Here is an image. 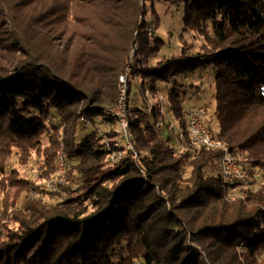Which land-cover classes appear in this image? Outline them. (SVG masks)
Here are the masks:
<instances>
[{"label": "trees", "instance_id": "1", "mask_svg": "<svg viewBox=\"0 0 264 264\" xmlns=\"http://www.w3.org/2000/svg\"><path fill=\"white\" fill-rule=\"evenodd\" d=\"M155 1L0 0V223L12 208L16 224L0 225V264H264V0H164L182 4L179 39L201 42L154 65ZM129 64L143 105L128 98L125 149L111 109ZM203 73L205 124L248 186L224 183L222 151L186 135L185 78ZM13 154L36 158L37 175L9 172ZM59 157L65 180L45 191Z\"/></svg>", "mask_w": 264, "mask_h": 264}, {"label": "rangeland", "instance_id": "2", "mask_svg": "<svg viewBox=\"0 0 264 264\" xmlns=\"http://www.w3.org/2000/svg\"><path fill=\"white\" fill-rule=\"evenodd\" d=\"M154 12H155V16L153 15V17L157 16L158 19V24H156L155 22H153L155 20V18H152L151 15V9L149 8L148 11V22L150 23V33L153 32V35L155 37H159L160 39H162L164 41V44L160 50L159 55L154 57V60L152 61V64H157L159 60H162L164 57H174V56H178L182 53V48L186 49V53H195L198 50V45L201 42V38L196 34V33H185L183 36V39H179L180 34L182 33L183 30V24H182V13H183V8H182V4L178 3V2H171V1H164V0H156L154 2ZM150 7V6H149ZM154 19V20H153ZM153 29V30H152ZM152 31V32H151ZM203 78H205L208 82L206 87L210 88L211 87V76H209V74L207 73H203ZM200 78V79H203ZM129 79H130V83L131 86H133L132 91H130V84H129ZM175 79H177L178 81H184L183 76H179L176 77ZM200 82H197L196 78H193L191 76H188V80H187V84L193 82V87L191 86V84L187 85L186 84V88H187V92H186V97H185V103H187V106L189 104H193V105H200L201 102L206 101V98L208 96H206V93L200 92L201 95L199 97H196V92L199 90L198 87H201V89L204 88V86H202V80H200ZM119 81V78H118ZM141 78L139 76H134L129 78L128 77V81L126 82V101H128V98L131 96V99H134V105L136 106H140L143 105L142 103V97L140 96L141 94ZM119 90V94H120V86L118 87ZM147 89V88H146ZM143 91V90H142ZM202 91V90H201ZM137 92V96H134L133 98V94H135ZM198 93V92H197ZM130 94V95H129ZM144 95L146 97V106L149 108H151V105L154 104V102L156 101V98H154L150 92L146 91L144 92ZM158 96L160 97V101L162 103H165L166 101V96L163 93H158ZM189 100L191 101V103L189 102ZM189 102V103H188ZM167 115V113H166ZM211 115H209L208 113L206 114V118L210 119ZM169 122H171L174 127L175 130L177 131L179 126H178V122L171 119ZM212 126L214 129H216V123L213 121L211 122ZM85 126V125H84ZM115 129H118V123H116V125L114 126ZM102 129L108 130L109 126L108 125H102ZM120 152V151H119ZM122 152H120L119 156L121 157ZM119 157V159H120ZM19 159V154L15 155H11V157L9 158L8 162L6 163V168L7 170L10 172L12 169L18 171L19 174L24 175L25 177L30 178V176L33 178L35 175H37V159L33 158L31 159L29 162L27 160V163L25 164H21V163H17V160ZM63 164V168L65 170V164L64 161L61 157H59L56 161V174L51 178V180L43 182L44 184H42V188L43 190H45L46 186L53 180L57 179L58 177V171L60 166ZM34 175V176H33ZM259 175V173L256 174ZM64 180H65V175H64ZM42 193V195L40 197L43 196V191L40 190H36L34 192H30L27 194V197L29 199L33 198L32 196H35V193ZM70 197H75V192H71L70 193ZM2 195L0 193V210L2 209ZM47 201L49 202H54L55 199H49V197L47 196ZM21 203L18 204L21 205ZM12 215H13V211L12 208L8 209L7 211V216L5 217V219L3 221H1L0 225H8L10 229H15L16 224L14 223L13 219H12ZM118 258H116L117 261Z\"/></svg>", "mask_w": 264, "mask_h": 264}, {"label": "built area", "instance_id": "3", "mask_svg": "<svg viewBox=\"0 0 264 264\" xmlns=\"http://www.w3.org/2000/svg\"><path fill=\"white\" fill-rule=\"evenodd\" d=\"M133 57V54H132ZM129 65L126 66L125 73L119 76V86H120V94L118 99V104L115 108L111 109V113L117 117L118 123V133L124 139L123 146L125 149H132L131 144V133L128 129V121L126 120V82L129 77ZM203 78V77H202ZM187 81L188 79L185 78ZM202 80V86L207 88V80L205 78ZM196 94H199L196 92ZM206 110L203 106L189 104L184 112V118L186 121V135L190 139L191 144L196 149L200 147H206L210 149H218L222 151V155L219 159V173L222 177V181L224 183H242L244 186H248L250 179L246 176L243 171L241 165L232 157L228 149L221 144L214 137L213 133L207 128L205 124L206 119ZM54 119H52V122ZM83 124L87 127L90 125L88 119H82ZM163 125L162 119L158 121L157 126L161 127ZM167 129L169 132L175 133L174 125L169 122ZM120 152H114L110 154L107 158L108 163H116L119 160ZM136 156V155H135ZM64 182V168L63 164L60 166L58 171L57 179L51 181L45 188V191L58 192L60 189V185ZM42 193H35L33 198L40 197Z\"/></svg>", "mask_w": 264, "mask_h": 264}]
</instances>
